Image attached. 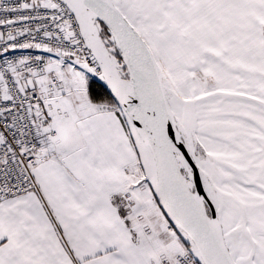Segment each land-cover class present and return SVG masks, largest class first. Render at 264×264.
<instances>
[{
	"label": "snow or ice",
	"instance_id": "6c2138e0",
	"mask_svg": "<svg viewBox=\"0 0 264 264\" xmlns=\"http://www.w3.org/2000/svg\"><path fill=\"white\" fill-rule=\"evenodd\" d=\"M0 264H264V0H0Z\"/></svg>",
	"mask_w": 264,
	"mask_h": 264
}]
</instances>
